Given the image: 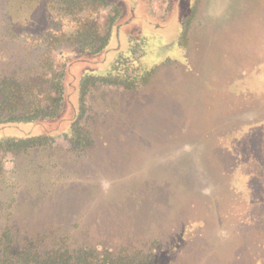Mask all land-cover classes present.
I'll list each match as a JSON object with an SVG mask.
<instances>
[{"label": "rangeland", "instance_id": "rangeland-1", "mask_svg": "<svg viewBox=\"0 0 264 264\" xmlns=\"http://www.w3.org/2000/svg\"><path fill=\"white\" fill-rule=\"evenodd\" d=\"M7 2L0 0V78L23 80L77 56L74 45L48 47L43 39L72 24L42 22L34 6ZM133 7L122 15L128 24L118 45L134 33L143 65L158 71L134 92L106 87L88 94L80 118L93 142L87 151H70L63 134L28 155L3 156L2 242L8 229L20 246L64 238L72 246L113 248L135 229L134 249H153L163 264H264V203L253 196L254 165L239 149L264 125V0H134ZM108 14H98L101 25ZM72 115L65 104L50 127ZM233 144L234 158L223 151ZM75 184L87 185L90 202L69 216V229L49 227L55 218L25 201L41 192L48 204ZM97 206L111 211L104 229L84 218ZM138 211L143 219L131 214Z\"/></svg>", "mask_w": 264, "mask_h": 264}, {"label": "trees", "instance_id": "trees-1", "mask_svg": "<svg viewBox=\"0 0 264 264\" xmlns=\"http://www.w3.org/2000/svg\"><path fill=\"white\" fill-rule=\"evenodd\" d=\"M18 1L24 6L32 5L38 9L42 22L53 17L56 19L53 21L72 24L70 32L61 35L57 32L43 34V39L48 47L68 42L76 48L77 56L66 58L56 67L47 65L45 71L23 80L9 76L0 78V173L5 154L16 157L28 155L34 150L52 145L55 137L63 134L68 139L70 151L79 154L87 151L93 142L90 140L89 132L80 124V118L85 113L88 94L106 87L121 89L123 92L137 91L149 85L159 69V66L147 68L143 65L140 58L145 55L142 56L141 50L135 48V45L140 44L138 41L142 40L134 33H126L118 45V33L125 24L121 19L122 15L126 13L127 6L133 7L134 0H126L127 5L113 0ZM106 8L111 14L106 17L104 25H101L98 14ZM131 9L129 13L127 12L128 16L131 15ZM132 14L134 16L135 12ZM11 17V15L8 17L9 26L15 24ZM150 24L154 28L157 26V23L151 20ZM65 104L72 110V117L58 120L57 129L56 126L50 127L52 119L61 112ZM252 134L246 137L239 149L243 152L245 163L249 164V167L251 164L254 165L249 175L253 182L251 185L253 196L264 203V180L258 181L264 176L257 177L256 174L264 172V125L253 130ZM223 151L225 154H231L233 158L238 155L235 144L224 146ZM123 153L124 151L120 152ZM116 167L112 163V168ZM87 188L84 184L63 188L60 193L58 191L53 194L54 197L48 204L40 202L39 198L44 197L41 192L25 201L34 206L32 212L49 213L55 218L56 221L52 218L46 224L49 227L61 223L69 229L72 221L69 216H74L81 210L82 201L90 202ZM109 206L114 208L111 210L116 211L117 205ZM98 208L100 206L87 211L84 218L87 221L90 218L98 219L94 223L95 228L104 229L105 220L109 216L106 213L111 211ZM262 208L264 210V204ZM139 213L138 211L131 214L137 220L143 219ZM44 217L47 219V215ZM110 227L120 230L119 225ZM146 227L148 225L144 226L143 220L142 228ZM4 232L7 241L2 242L3 239L0 238V264H163L158 261L159 254L153 249L147 251L134 249L137 240L135 229L128 234L129 242H123L124 244L113 248L72 246L66 243L67 239L64 238L47 245L30 241L20 246L19 242L8 239V229Z\"/></svg>", "mask_w": 264, "mask_h": 264}, {"label": "water", "instance_id": "water-1", "mask_svg": "<svg viewBox=\"0 0 264 264\" xmlns=\"http://www.w3.org/2000/svg\"><path fill=\"white\" fill-rule=\"evenodd\" d=\"M134 12V9L132 10V13ZM134 17H136V14L134 15ZM129 23H132L133 21L130 19L129 21H128ZM128 23H125V24H123L122 26H123V29L124 28H126V25H127ZM123 29H121L120 30V32L118 33V38H119V40H118V42L120 43V40H121V34H122V30Z\"/></svg>", "mask_w": 264, "mask_h": 264}]
</instances>
